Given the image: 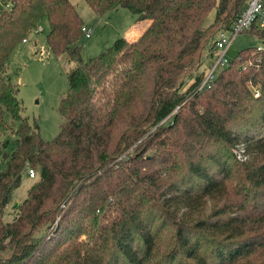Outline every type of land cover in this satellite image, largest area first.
<instances>
[{
	"label": "trees",
	"instance_id": "obj_1",
	"mask_svg": "<svg viewBox=\"0 0 264 264\" xmlns=\"http://www.w3.org/2000/svg\"><path fill=\"white\" fill-rule=\"evenodd\" d=\"M84 1L150 22L83 61L71 0L0 1V264H264V47L198 89L248 0ZM43 19L49 51L72 63L51 140L7 74ZM29 168L39 179L5 221Z\"/></svg>",
	"mask_w": 264,
	"mask_h": 264
},
{
	"label": "rangeland",
	"instance_id": "obj_2",
	"mask_svg": "<svg viewBox=\"0 0 264 264\" xmlns=\"http://www.w3.org/2000/svg\"><path fill=\"white\" fill-rule=\"evenodd\" d=\"M85 25L91 29V36L83 38L81 56L87 61L111 45L119 37H130L132 25L137 24L134 14L125 8H117L102 16L96 15L84 0H71ZM38 28L40 32H32L27 41L16 45L12 51L7 74L12 83L18 86V97L23 104V115L30 121L35 119L40 127L43 139L51 140L59 132L61 116L59 104L68 87L67 71L72 66L65 56L52 54L46 44L45 37L49 31L47 19H43ZM37 28V29H38ZM264 45L257 37L247 32L239 33L226 51L227 59L233 60L237 52L250 46ZM208 59L204 58L202 68L207 67ZM208 63V64H207ZM192 80L183 86L186 88ZM6 120L9 116L6 115ZM4 137H0V141ZM12 137L4 151L13 148ZM241 157L240 152L237 158ZM3 163L0 162V168ZM39 179L38 172L34 177L23 172L20 185L13 190L11 199L4 213V220L10 221L16 214L15 203L22 202L28 189Z\"/></svg>",
	"mask_w": 264,
	"mask_h": 264
},
{
	"label": "built area",
	"instance_id": "obj_3",
	"mask_svg": "<svg viewBox=\"0 0 264 264\" xmlns=\"http://www.w3.org/2000/svg\"><path fill=\"white\" fill-rule=\"evenodd\" d=\"M253 24L264 31V0H248L235 23L229 29L222 30L218 33L215 41V56L205 68L204 77L198 86V89L208 86L214 74L228 64L229 60L226 57V51L231 45L233 39L239 33L250 30ZM82 31L85 38L91 36V29L88 26H83ZM257 47L258 49H261L264 45H258ZM27 172L30 177L35 176V171L31 168H29Z\"/></svg>",
	"mask_w": 264,
	"mask_h": 264
},
{
	"label": "crops",
	"instance_id": "obj_4",
	"mask_svg": "<svg viewBox=\"0 0 264 264\" xmlns=\"http://www.w3.org/2000/svg\"><path fill=\"white\" fill-rule=\"evenodd\" d=\"M149 20H141V21H137V24L132 25V27H130V29H132V31L130 32V37L128 38H124L127 39L128 41H133L135 39L138 38V36L144 31V29L148 26L149 24Z\"/></svg>",
	"mask_w": 264,
	"mask_h": 264
},
{
	"label": "water",
	"instance_id": "obj_5",
	"mask_svg": "<svg viewBox=\"0 0 264 264\" xmlns=\"http://www.w3.org/2000/svg\"><path fill=\"white\" fill-rule=\"evenodd\" d=\"M17 205H18V203H15V204H14V207H16Z\"/></svg>",
	"mask_w": 264,
	"mask_h": 264
}]
</instances>
